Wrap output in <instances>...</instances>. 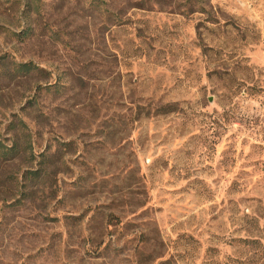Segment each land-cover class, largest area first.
I'll return each mask as SVG.
<instances>
[{
	"label": "rangeland",
	"instance_id": "374dc122",
	"mask_svg": "<svg viewBox=\"0 0 264 264\" xmlns=\"http://www.w3.org/2000/svg\"><path fill=\"white\" fill-rule=\"evenodd\" d=\"M0 264H264V0H0Z\"/></svg>",
	"mask_w": 264,
	"mask_h": 264
},
{
	"label": "trees",
	"instance_id": "16d2710c",
	"mask_svg": "<svg viewBox=\"0 0 264 264\" xmlns=\"http://www.w3.org/2000/svg\"><path fill=\"white\" fill-rule=\"evenodd\" d=\"M20 68L24 70L25 72H29L32 68V64L28 62L20 63Z\"/></svg>",
	"mask_w": 264,
	"mask_h": 264
}]
</instances>
